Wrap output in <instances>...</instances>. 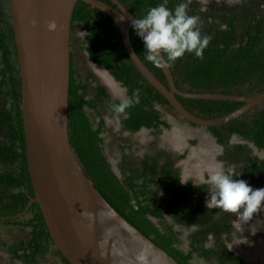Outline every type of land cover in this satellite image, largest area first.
I'll return each mask as SVG.
<instances>
[{
    "label": "trees",
    "instance_id": "16d2710c",
    "mask_svg": "<svg viewBox=\"0 0 264 264\" xmlns=\"http://www.w3.org/2000/svg\"><path fill=\"white\" fill-rule=\"evenodd\" d=\"M103 1L114 5L110 0ZM120 1L136 18L163 2ZM180 2L168 0L167 7L174 9ZM188 13L199 17L202 34L211 40L202 58L185 53L168 62L177 88L245 96L264 91V0H191ZM73 24H79L84 31L88 58L126 88L130 101L128 107L117 112L115 109L123 102L111 99L106 88L92 81L90 74L80 77L71 61L69 138L94 186L117 212L182 264H193L194 256L202 264H253L228 247L227 239L233 229L231 216L219 208L207 209L204 195L208 185L200 184L198 188L190 181L180 182L172 152H124L118 162L119 173L113 170L103 150L104 121L100 119L94 124L89 110L99 113V108H103L120 120L122 128L135 132L142 126L151 127L157 134L160 125L169 126L161 118L158 106H171L137 70L111 16L78 0L72 12ZM129 35L139 58L166 83L161 67L145 58L143 41L131 26ZM176 96L188 110L206 118L219 117L243 104L236 100ZM20 103V75L10 13L0 4V216L22 212L34 196ZM207 128L222 148L218 159L226 173L247 180L253 188H264V103L226 123ZM0 223L27 229L26 237L12 242L0 239V250L10 259L40 264L53 257L60 264H71L54 247L37 202H32L20 216L0 218ZM173 225L190 229L188 250L179 246V231Z\"/></svg>",
    "mask_w": 264,
    "mask_h": 264
},
{
    "label": "water",
    "instance_id": "95a60500",
    "mask_svg": "<svg viewBox=\"0 0 264 264\" xmlns=\"http://www.w3.org/2000/svg\"><path fill=\"white\" fill-rule=\"evenodd\" d=\"M77 1L8 0L19 66L27 168L34 196L22 212L0 218L20 216L32 202H37L54 247L71 264H182L105 200L71 145L70 36ZM81 1L112 17L137 70L190 123L203 128L221 125L264 103V91L245 96L180 90L169 64L160 66L164 83L135 52L129 27L131 19L136 17L120 0H110L114 5L103 0ZM53 20L58 27L49 31L47 24ZM176 95L236 100L243 104L219 117L206 118L188 110ZM141 254L146 257L144 262L137 260Z\"/></svg>",
    "mask_w": 264,
    "mask_h": 264
},
{
    "label": "rangeland",
    "instance_id": "374dc122",
    "mask_svg": "<svg viewBox=\"0 0 264 264\" xmlns=\"http://www.w3.org/2000/svg\"><path fill=\"white\" fill-rule=\"evenodd\" d=\"M86 44L87 42L84 39L83 29L79 24H73L70 36L71 61L79 76L83 77L90 74L91 80H95L102 84L111 97H119L122 100H126L124 89L118 83L112 81L114 79H112L110 73L88 58L87 52L84 48ZM105 78L114 82L116 85L114 90L111 91L109 89V86L105 82ZM158 108L163 112V115L168 118L171 125L170 129L166 130L161 136L154 135L152 132L145 129L134 133L125 131L121 126L120 120L116 116L109 115L107 110L99 108V113H96V111H92L91 109L89 110L94 124L100 119H103L104 121L102 132V136L104 137L103 150L113 170L117 174L119 173L118 162L124 152L143 155L152 151L154 152L155 150L165 149V151L172 152L175 157L182 154V156H179L180 158L177 160L176 165L182 170L181 175L183 180L195 178L199 174L207 175L210 169L202 165V158L196 156V150L200 147L208 148L210 154L206 160L213 162L216 169L224 170L221 162L216 158L219 147L215 143L208 128H203L198 125H190L169 106H158ZM177 131H180L182 135L179 146H176L171 140V135ZM208 195L209 193L206 194L205 201ZM229 215L232 219L236 218L235 214L229 213ZM257 219L264 220V211H261L258 216L254 214L253 219L243 225L242 232L233 227V231L227 239V244L230 249L241 255L245 260L247 254L250 255L251 259H255L252 262L247 260L248 262L262 264L264 263V225H257L258 230L255 235H253L250 230V226L256 224ZM168 222L170 221L168 220ZM173 227L179 231V246L183 250H188V234L190 229L176 225H173ZM26 236L27 229H22L19 226L11 224L0 223V239L3 241L12 242L19 237ZM192 263L202 264L196 256L193 257ZM0 264L25 263L10 259L5 251L0 250ZM40 264L60 263L53 257H50L46 262Z\"/></svg>",
    "mask_w": 264,
    "mask_h": 264
},
{
    "label": "clouds",
    "instance_id": "9594fccd",
    "mask_svg": "<svg viewBox=\"0 0 264 264\" xmlns=\"http://www.w3.org/2000/svg\"><path fill=\"white\" fill-rule=\"evenodd\" d=\"M190 2L191 0H182L174 9H170L167 7L168 0H163L162 3L149 8L141 18L131 19L130 26L143 41L145 58L148 61L157 66H166L169 61L174 62L185 53L203 57V51L211 37L202 34L198 26L199 17L189 15ZM57 27L54 20L47 24L49 31H55ZM129 104L130 101L125 100L115 110L122 112ZM189 181L198 188L200 184L208 185L209 195L205 201L207 209L215 207L225 213L235 214L232 225L241 232L243 225L251 221L254 214L258 216L264 211V188H253L246 180L234 178L222 169L210 170L207 175L199 174L195 178L180 180L182 184ZM257 225H264V220L257 219L256 224L250 226L253 235L258 230ZM137 260L144 262L146 257L141 254L137 256Z\"/></svg>",
    "mask_w": 264,
    "mask_h": 264
},
{
    "label": "flooded vegetation",
    "instance_id": "af4514ba",
    "mask_svg": "<svg viewBox=\"0 0 264 264\" xmlns=\"http://www.w3.org/2000/svg\"><path fill=\"white\" fill-rule=\"evenodd\" d=\"M0 4H2L3 6H4V9H5V11H8L9 13H10V10H9V4H8V0H0ZM10 21H11V16H10ZM71 28H72V25H71ZM96 64V63H95ZM98 65V64H97ZM100 66V65H99ZM107 71V70H106ZM108 72V71H107ZM111 75V74H110ZM111 77H112V79H114L113 78V76L111 75ZM111 79V80H112ZM112 81H115L116 83H118L123 89H124V93L126 94V100H128V95H127V91H126V88L119 82V81H117V80H112ZM111 97V96H110ZM111 99H117V100H119L120 102H124L125 100H122V99H120L119 97H115V98H113V97H111ZM162 112V111H161ZM161 118L162 119H164L167 123H169V121H168V118L165 116V115H163V112H162V115H161ZM186 120V119H185ZM187 121V120H186ZM190 125H194V124H192V123H190L189 121H187ZM170 127H171V125H170V123H169V126H167V127H164V126H162V125H160L159 126V128L161 129V130H159V132L156 134V133H153L152 132V128L150 127H145V126H142V127H140L137 131H140V130H142V129H145V130H148V131H150V132H152L154 135H162V134H164V132L166 131V130H168V129H170ZM207 128V127H206ZM125 131H128V132H132V131H130V130H128V129H126V128H123ZM137 131H135V132H137ZM134 133V132H133ZM211 133V132H210ZM212 134V133H211ZM212 136H213V134H212ZM213 138H214V136H213ZM214 140H215V138H214ZM234 140H237V138H235L234 137ZM191 142V141H190ZM215 143L217 144V142H216V140H215ZM218 145V147H219V151H218V153H217V155H216V158H217V160L218 161H220L219 159H218V155H219V153L221 152V150H222V148H221V146L219 145V144H217ZM165 150V149H164ZM156 152V150L153 152H149V153H146V154H154ZM172 157L174 158V165L175 166H177L176 165V162H177V160L180 158L179 157V155L178 156H176L175 157V155L174 154H172ZM177 158V159H176ZM221 162V164H222V166H223V168H224V170H225V167H224V164H223V162L222 161H220ZM178 167V166H177ZM178 169H179V171H180V177H181V180L183 181V179H182V175H181V169L178 167ZM225 172H227L226 170H225ZM247 181V180H246ZM191 182V181H190ZM192 183V182H191ZM193 184V183H192ZM209 187V186H208ZM208 192L206 191V193H205V195H204V203H205V196H206V194H207ZM206 204V203H205ZM231 224H232V217H231ZM232 227H233V225H232ZM232 231L233 230H231V233H232ZM224 236H226V234H224ZM7 254V253H6ZM8 255V254H7ZM15 260H18V259H15ZM247 260V259H246ZM255 260V259H254ZM18 261H20V260H18ZM57 261H58V259H57ZM251 262L253 261V260H250ZM20 262H22V261H20ZM59 262V261H58ZM23 263V262H22ZM262 264H264V263H262Z\"/></svg>",
    "mask_w": 264,
    "mask_h": 264
},
{
    "label": "bare ground",
    "instance_id": "6f19581e",
    "mask_svg": "<svg viewBox=\"0 0 264 264\" xmlns=\"http://www.w3.org/2000/svg\"><path fill=\"white\" fill-rule=\"evenodd\" d=\"M105 82L107 83V85L109 86V89L111 91L114 90V88H116V85L114 84V82L110 81L108 78H105ZM181 137H182V135H181L180 131H177L171 135V140H172V142H174L176 144V146H179L181 143ZM209 154L210 153L208 151V148H205V147H200L196 150V156L199 158H202V165L209 168L210 170H215L216 169L215 164H213V162H211L209 160H206L209 157ZM245 258L247 260H254V259H251L249 254H247V256H245Z\"/></svg>",
    "mask_w": 264,
    "mask_h": 264
}]
</instances>
